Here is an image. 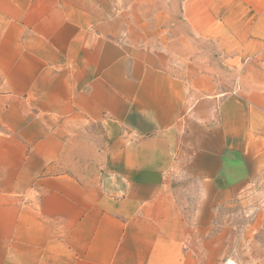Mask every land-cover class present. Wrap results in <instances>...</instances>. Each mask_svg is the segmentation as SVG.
Segmentation results:
<instances>
[{
	"label": "crops",
	"instance_id": "0c3cea01",
	"mask_svg": "<svg viewBox=\"0 0 264 264\" xmlns=\"http://www.w3.org/2000/svg\"><path fill=\"white\" fill-rule=\"evenodd\" d=\"M263 183L264 0H0V264H264Z\"/></svg>",
	"mask_w": 264,
	"mask_h": 264
},
{
	"label": "rangeland",
	"instance_id": "374dc122",
	"mask_svg": "<svg viewBox=\"0 0 264 264\" xmlns=\"http://www.w3.org/2000/svg\"><path fill=\"white\" fill-rule=\"evenodd\" d=\"M264 184V183H263ZM250 200L254 201V194L250 195ZM252 211V210H251ZM250 213V211H249Z\"/></svg>",
	"mask_w": 264,
	"mask_h": 264
}]
</instances>
